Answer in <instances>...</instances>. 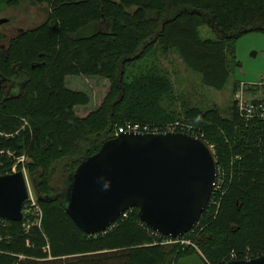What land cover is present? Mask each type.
<instances>
[{"label":"trees","instance_id":"16d2710c","mask_svg":"<svg viewBox=\"0 0 264 264\" xmlns=\"http://www.w3.org/2000/svg\"><path fill=\"white\" fill-rule=\"evenodd\" d=\"M33 1L49 5L48 18L18 33L0 55L3 78L15 77V67L27 74L20 94L8 96L0 89V130H21L22 118L31 127L14 137L0 134V150L31 157L27 166L41 179L38 193L47 199L40 200L41 226L30 230L34 247L26 245L22 221L0 225V264H175L180 245H147L154 240L137 208L127 210V217L121 216L106 233L88 235L66 212L63 193L67 177L115 137L119 126L128 121L164 124L181 116L197 124L214 145L225 181L216 195L218 211L209 200L184 237L216 264L233 255H264V120L244 118L235 101L228 115L188 104L178 110L172 81L154 60L128 75L152 49L176 50L204 85L223 89L240 65L233 53L236 41L248 33H264V0ZM203 26L215 37L204 38ZM87 77L107 78L111 85L101 104L81 116L76 108L87 106L90 96L75 85ZM260 87L249 85L247 91ZM238 88L236 81L234 90ZM0 161H6L1 154ZM62 161L67 174L63 187L58 194L49 193L45 190ZM48 238L51 254L43 248Z\"/></svg>","mask_w":264,"mask_h":264},{"label":"water","instance_id":"95a60500","mask_svg":"<svg viewBox=\"0 0 264 264\" xmlns=\"http://www.w3.org/2000/svg\"><path fill=\"white\" fill-rule=\"evenodd\" d=\"M7 21L0 18V25ZM217 175L215 154L200 136L120 133L67 177L66 212L83 232L94 234L110 228L126 210L137 208L145 225L177 238L199 222ZM28 197L22 170L0 174V217L21 221ZM224 264H264V255Z\"/></svg>","mask_w":264,"mask_h":264},{"label":"rangeland","instance_id":"374dc122","mask_svg":"<svg viewBox=\"0 0 264 264\" xmlns=\"http://www.w3.org/2000/svg\"><path fill=\"white\" fill-rule=\"evenodd\" d=\"M49 5L47 3H36L33 0H18L16 3H0V18H7L8 21L0 25V50H5L9 44V40L17 35L20 32V29H31L37 27L48 18ZM201 35L204 38L215 37L214 32L207 26L201 27ZM264 33L262 32H252L248 33L241 38H239L234 46L233 53L235 59L240 61V65L235 66L234 71L232 72L227 84L223 89H216L211 86L204 85L201 80L200 74L191 69L185 61L181 58L176 50H171L168 53L160 52V49H152L150 55H147L143 60L136 63L135 67H131L128 71L129 74L138 73L141 66H147L154 64L158 68L165 72L172 81L175 94V106L178 110H181L184 106L188 104L193 107H200L203 110L208 108H218L220 112L224 115L229 114V109L232 103L235 101V82L241 79L242 71H247L253 73L255 70H261L264 74V54L258 56H253V48L260 47L264 50ZM156 47V46H155ZM146 68V67H145ZM242 70V71H241ZM255 81H262V74L255 76ZM26 80V74H22L15 79V87L12 90V94H18L20 91L21 84ZM77 80V79H76ZM129 80V79H127ZM77 81L75 89H83L90 96V103L87 106L76 108V112L79 115H85L91 110L97 108L104 97L107 95L110 89V81L107 78L102 77H87L81 79V83ZM79 82V83H78ZM248 82L245 81L244 84ZM76 83V82H75ZM250 83V82H248ZM238 85L241 86V82H238ZM264 85V84H263ZM247 89V83L245 85ZM248 97L259 98L258 96H264V88L261 86L258 92H248ZM84 108V110L82 109ZM21 130L18 129L15 132L6 133L0 130V134L6 138L17 136L22 130H26L28 127H31L28 120L25 118L20 119ZM182 124L192 127V129L197 130V124L192 123L189 119L181 118L175 119ZM170 121V122H175ZM213 152H215L214 145H210ZM12 153H15L14 155ZM0 154L6 158V161H0V174L11 173L14 171L22 170L26 176L28 188L30 194L34 196L37 201V204L42 209V205L39 199V184L42 182L40 178H35L28 168L27 164L30 162L31 157L26 154L24 161H19L16 152L10 148L1 149ZM215 154V153H214ZM22 155V154H21ZM16 161V162H15ZM63 166L59 167L58 171L54 174L52 181L49 183L45 191L49 190V193H57L63 187V181L66 177V172H64V161L61 162ZM42 172L41 169H38ZM4 171V172H3ZM58 194V193H57ZM55 194L52 198L58 197ZM42 201L47 199L46 196H43ZM27 201L24 202L23 210L30 206ZM214 205L216 206V211L220 207L219 199H215L211 203L213 209ZM25 213L22 221V227L25 230V233L28 235L26 238V245L34 247L33 243L30 240V230L34 226H41L42 221L40 222L39 214H36L34 209H30ZM36 210V208H35ZM43 210V209H42ZM3 227V228H7ZM3 238H0L2 240ZM190 242L183 243L179 242L180 249L177 251L176 256L174 257L175 264H216L207 259L206 255L202 249L190 238L187 239ZM147 245H157L158 243L147 242ZM145 244V245H146ZM161 243H159L160 245ZM174 244V243H172ZM44 250H47L51 254V244L49 238L46 241V245L43 246ZM2 250H0L1 252Z\"/></svg>","mask_w":264,"mask_h":264},{"label":"built area","instance_id":"2783aa9c","mask_svg":"<svg viewBox=\"0 0 264 264\" xmlns=\"http://www.w3.org/2000/svg\"><path fill=\"white\" fill-rule=\"evenodd\" d=\"M245 87H246L245 84L242 83L241 86H239V88L235 92V103H236V107H237L238 111L246 119L258 118V119L264 120V100L261 98L254 99V98L248 97L247 96L248 91H247V89H245ZM125 132H143V133L187 132V133H190L193 135L200 136L202 138L204 136V134L201 133L198 129L197 130L192 129V127L187 126L186 124H182L179 121L167 122L164 124H157V125H150V124H145V123L128 121L125 124L119 126L116 135H119L120 133H125ZM12 154L14 155L15 153H12ZM17 157H18L19 161H24L26 154L17 155L15 158H17ZM217 171H218L217 181H216V184L214 186L212 195L210 197V202H213V201H215V199H217L216 195L218 192L223 190V186H224V182H225L223 170L221 168V165H219L218 163H217ZM25 178H26V176H25ZM26 181H27V179H26ZM27 185H28V183H27ZM28 190H29V188H28ZM26 201L28 202V204H30V206H27L28 208L23 210L24 216H25V213L29 210V207H32L30 209H34L35 213L39 214L40 217L38 220L41 222L43 211L40 208V206L37 204L38 199L36 200L34 198V196L32 194H30V191H29V197ZM35 208H36V210H35ZM127 214H128V211L126 210L121 216L127 217ZM9 221L10 220H7L5 218L0 217V225L5 226L7 224V222H9ZM115 223L110 228H108L107 230H104L103 232H98V233L88 234V235L97 236L98 234H101V233L104 234L108 230L112 229L115 226ZM141 224L146 227L149 235L153 238L155 243L172 244V243H179V242H183V243L190 242L189 240H187L186 237H184V235L175 238V237H172L169 235H164V234L160 233L159 231H156V230L148 227L142 221H141ZM234 256L235 255H233V258L231 260L236 259V258H234ZM247 259H250V257H248Z\"/></svg>","mask_w":264,"mask_h":264},{"label":"flooded vegetation","instance_id":"af4514ba","mask_svg":"<svg viewBox=\"0 0 264 264\" xmlns=\"http://www.w3.org/2000/svg\"><path fill=\"white\" fill-rule=\"evenodd\" d=\"M23 30H26V29H20V32H22ZM17 35H15L14 37H12L9 40V44H8V46H7V48L5 50H0V55L6 53L7 49H9V47H10L11 40L13 38H15ZM19 69H20L19 67H15V70H17V71H16V74H15V77H13V78H3L0 75V89L2 90V92L4 93V95L14 96V95H18V94H20L22 92V88H23V85H24V83H25L26 80L21 84L20 91H19L18 94H12L11 93L12 90L14 89V87H15V79L17 77H19L20 75H22V74H26L25 72H23V71H21ZM26 79H27V74H26Z\"/></svg>","mask_w":264,"mask_h":264},{"label":"crops","instance_id":"0c3cea01","mask_svg":"<svg viewBox=\"0 0 264 264\" xmlns=\"http://www.w3.org/2000/svg\"><path fill=\"white\" fill-rule=\"evenodd\" d=\"M252 51H253V53H252L253 56H258L260 54H264V50H262L261 46L257 47V48H253ZM262 72L263 71H261V70H255L253 73L247 72V71H242L241 79L238 82H241V84H242L245 81H248L250 83L246 82L247 86H249V85L263 86V84H264V74ZM261 74H262V81L256 82L254 77L255 76H259ZM246 83H245V85H246Z\"/></svg>","mask_w":264,"mask_h":264},{"label":"bare ground","instance_id":"6f19581e","mask_svg":"<svg viewBox=\"0 0 264 264\" xmlns=\"http://www.w3.org/2000/svg\"><path fill=\"white\" fill-rule=\"evenodd\" d=\"M16 162V161H15Z\"/></svg>","mask_w":264,"mask_h":264}]
</instances>
